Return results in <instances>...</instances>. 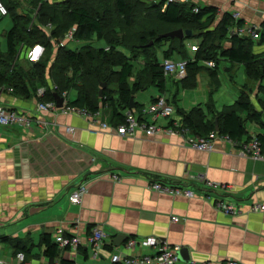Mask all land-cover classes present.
<instances>
[{
  "label": "crops",
  "instance_id": "crops-1",
  "mask_svg": "<svg viewBox=\"0 0 264 264\" xmlns=\"http://www.w3.org/2000/svg\"><path fill=\"white\" fill-rule=\"evenodd\" d=\"M13 1L18 2L17 13L28 15L31 22L34 19L35 23L38 22L39 3L34 7L32 0ZM141 1L157 4L162 0ZM174 1L217 7V20L223 13L229 12L237 14L244 25L260 26L264 22V0ZM6 16L10 17L9 13ZM94 40L101 41L103 44L100 46H105L104 40L95 38L71 41H85L83 45L100 47L92 44ZM67 42L70 41H64L63 46L67 47ZM183 42L187 45V55L193 57L191 45H197V39L187 37ZM170 45L171 42L166 41L161 44L160 50L157 49L159 63L162 64L163 53L170 49ZM221 45L228 47L229 42L224 41ZM31 48L24 47L18 55L27 60L26 63L32 61L29 57ZM254 51L260 53L264 51V46L255 45ZM171 57L174 60L182 59L176 53ZM221 62L229 63L224 65L225 71L231 72L240 66L244 71L242 64L231 63L222 57L214 68H206L209 66L207 61H202L200 65L203 68L192 85L184 86L174 74L164 73L163 92L146 72L141 77L147 83L143 89L133 93L134 106L129 105L123 111L124 115L128 110L141 115L143 107L163 95L174 106L173 114L155 119L147 114L144 116L147 120L162 126L170 125L173 121L184 125L183 113L195 108L199 109L198 116L203 121L212 119L224 107L235 103L247 79L245 74L234 102L224 104L219 109L213 95L220 86ZM133 65L130 85L139 69L144 68V64L141 67L134 61ZM212 69H216L215 77L210 75ZM205 70H208V74H204ZM171 76L172 80L169 79ZM200 76L207 80L208 85L204 101L196 100L193 95L184 97L186 91L196 88ZM109 88L114 91L117 85L110 84ZM73 92L75 95L69 97ZM67 93L70 101L77 98L75 88ZM250 99L252 101L253 95H250ZM37 100L35 95L22 98L17 97L11 88H0L2 104L45 121L43 127L31 131L18 125H0L1 264H53L56 258L74 264H124L121 261L112 262V255L155 254L157 248L153 245L138 243L133 249L125 247V242L130 238L141 242L148 236L178 247V250L185 248L189 261L179 258L178 264H216L226 259L239 260L244 264H264V211L249 210L253 202L264 203L263 160L239 155L235 147L221 138L213 140L211 151H201L185 144L176 133H162L153 137H146L142 133L132 137L121 136L113 129L117 124L112 122V111L107 105H100L99 115L95 117L97 121L92 122L76 113L58 110L38 112ZM258 105L256 101L255 107ZM261 113L264 120V111ZM245 115L241 114L246 129L242 141L263 133L262 127L245 119ZM101 123H106L108 128H102ZM197 176L227 185L222 197L227 202H238L242 211L235 215L225 214L211 200L201 196L188 198L171 195L149 186L152 181L172 182L188 185L200 193L203 191L202 185L192 186ZM80 183L86 185V192L79 203H71L68 195ZM173 216L178 220H172ZM58 228L77 235L80 244L74 254L57 245L56 257L48 258L44 254L45 246L41 238L43 234H49L54 241L53 234ZM94 228L104 233L99 246L92 245L88 240ZM118 234L126 235V239L120 245H115L113 239ZM19 252L23 253L22 259L16 256Z\"/></svg>",
  "mask_w": 264,
  "mask_h": 264
},
{
  "label": "trees",
  "instance_id": "trees-1",
  "mask_svg": "<svg viewBox=\"0 0 264 264\" xmlns=\"http://www.w3.org/2000/svg\"><path fill=\"white\" fill-rule=\"evenodd\" d=\"M90 1L92 0L65 1L63 16L57 12L58 4L53 6L48 0H32L34 7L40 4L36 19L38 22L35 23V19L31 22L28 15L17 13V1L3 0L12 19V26L5 32L6 50L0 51V88H11L13 93L19 92L25 98H29L36 96V90L43 87L44 92L38 97V100L43 102L54 100V92L61 96L63 92L75 88L77 98L69 100V105L87 108L90 112L99 111L100 105H107L112 111V122L118 124L124 119L123 111L129 107L133 93L143 89L147 83L142 78L146 72L160 91H164V71L156 52L162 43L170 41V49L163 53L164 59L172 58L171 56L176 53L187 60L186 79L190 83L185 79L182 81L184 86L194 82L197 73L203 68L200 62H213V66L206 68H214L222 57L231 63L242 64L248 81H259L256 99L258 106L263 104L264 51L255 53L254 48L255 45L264 46V34L259 39H253L247 34H238L235 30L242 27L244 22L235 19L233 14L225 12L217 20V7H200L190 2L162 0L160 3L151 4L141 0H100V5L93 7ZM136 6H142L144 11L148 7L151 8L154 26L148 21L135 20ZM195 7L197 11H194ZM108 14H115L121 20H113L111 27L105 29L103 21ZM120 23L123 27L121 35L117 31ZM48 24L51 25L49 32L45 29ZM73 26L76 27V40L87 41L95 38L104 40L105 46L93 47L86 44L78 49H69L64 45L52 52L54 45L61 42L65 32ZM261 26L264 27V22ZM176 28L189 29L192 34L182 39L158 38L160 34ZM187 37L197 39V48L192 51L193 57L187 55V45L183 42ZM150 41L153 43L149 44ZM224 41L229 42V46L220 48ZM21 45L25 48L41 45L44 51L36 62L25 61L24 65L19 64L16 67V62L13 64V61L17 60V52ZM121 48L130 50L133 55H127ZM136 56L145 58V71L142 77L141 75L135 77L133 84L130 85L129 77L133 75V61ZM210 75L215 77L216 69H212ZM101 82H105L106 85L99 96ZM28 84L34 86L35 92L31 91ZM110 84H116L117 89L112 91L109 88ZM261 110L254 107L249 93L243 86L235 103L224 107L212 119L203 121L198 116L199 109L195 108L183 113V124L191 133L204 136L215 131L217 123L220 134L240 141L246 133L245 120L241 116L245 113V119L262 127L263 133L255 136L264 146V120L261 113L264 111V104ZM41 242L45 246V256L56 257L57 243L52 241L50 235L43 234Z\"/></svg>",
  "mask_w": 264,
  "mask_h": 264
},
{
  "label": "built area",
  "instance_id": "built-area-1",
  "mask_svg": "<svg viewBox=\"0 0 264 264\" xmlns=\"http://www.w3.org/2000/svg\"><path fill=\"white\" fill-rule=\"evenodd\" d=\"M174 0H168L171 2ZM198 9L195 7L194 11ZM8 14V9L6 5L0 0V17L6 16ZM235 19H238L237 14H233ZM48 32L51 25L48 24ZM76 28H70L64 35L61 42L56 43V46H63L64 41H71L75 39ZM240 35H250L253 39H259L262 34H264L263 26H246L243 25L235 30ZM196 45H191V49L195 50ZM24 47L21 45L18 50L17 55H19ZM108 49V47H106ZM44 48L41 45L33 46L29 51V57L33 62H36ZM187 60L180 59L174 60L172 58H165L162 61V67L165 74H174L176 77L182 78L187 74L186 69ZM209 66H213V62L207 61ZM44 92V88L40 87L37 91V96L40 97ZM68 93H62V106L57 107L56 101H40L37 100L36 111L38 112H48V111H60L63 113H76L84 116L90 121H97L96 116L99 115V111L90 112L87 108H78L68 104L69 98ZM174 112V106L163 96H157L153 101H151L147 106L141 109V115L135 114L133 111L128 110L125 113L124 119L121 123L117 124L113 129L115 132L121 136H135L137 133H142L146 137H153L162 133L167 134H179L183 138V142L201 151H211L213 147V140L215 138H221L228 141L233 147L236 148V152L241 156H249L254 159L264 161V146L261 141L254 135L248 140H235L231 139L226 134H220L218 131H211L207 135H198L190 132L188 127L181 125L179 122L173 121L170 125L162 126L154 121L147 120L144 116L150 115L153 119L157 117H170ZM45 121L33 116L29 113L16 110L14 108H9L8 106L0 102V125L11 126L18 125L24 129L31 131L34 128H41L44 126ZM102 128H108L106 123H101ZM69 129V127H67ZM200 183V184H199ZM198 185L203 186V191L196 193L193 188L185 184H175L172 182L164 183L161 181L149 182V186L156 190L171 195H182L185 197L201 196L205 199L211 200L214 206L225 214L235 215L242 211V206L238 202H227L222 197L227 190V185L219 182H215L200 176L195 178L193 182L194 187ZM86 192V185L80 183L74 187V189L69 193L68 200L71 203H79L82 196ZM250 211H264V203L253 202L249 206ZM172 220L176 221L178 218L176 216L171 217ZM104 237L102 230L94 228L90 233L88 240L92 245L99 246ZM54 241L57 245L74 254L80 244V238L77 235L68 233L63 228H58L53 234ZM138 243L154 246L157 251L153 255H121L113 254L111 257L112 262H123L124 264H178L179 256L177 253L178 247L170 246L159 239L148 236L143 241H137L134 238H130L125 242V247L127 249H133ZM96 254V253H95ZM17 258L22 259L23 253H17ZM1 264V263H0ZM53 264H74L71 261L66 262L62 259L56 258ZM188 264H210L207 262H191ZM216 264H244L239 260L226 259L222 262Z\"/></svg>",
  "mask_w": 264,
  "mask_h": 264
},
{
  "label": "rangeland",
  "instance_id": "rangeland-1",
  "mask_svg": "<svg viewBox=\"0 0 264 264\" xmlns=\"http://www.w3.org/2000/svg\"><path fill=\"white\" fill-rule=\"evenodd\" d=\"M65 1H68V0H48V2L51 4V5H56L58 4L57 6L59 8H57V12L60 13V15H63L64 16V12H65V6H64V2ZM101 1L100 0H92L90 1V5H93V7H95V5H100ZM147 3V2H146ZM21 7L23 5H20ZM18 7V5H17ZM150 7L147 8L146 11H144L143 7L142 6H136V8L134 9L135 11H137L135 13L136 15V18L135 20L138 21L139 20H143V21H148L149 23H151V26H154L153 21V13H151V8L149 9ZM32 13V10L30 11ZM145 18V19H143ZM118 19V16H115V14H108L107 17L105 16V20L103 21V27L105 29H109L111 27V25L113 24V20H116ZM121 19H118V21H120ZM11 26V19L9 16H6L2 19H0V49L2 52H4L6 50V37L4 35V32L6 30L9 29V27ZM248 26V25H246ZM253 26V25H252ZM261 26V25H260ZM71 28H76L75 26L71 27ZM122 23L119 24V29L117 28V31H118V34H122ZM121 29V31H120ZM46 30L48 31V27L46 26ZM68 31V30H67ZM66 31V32H67ZM65 32V33H66ZM64 38V36H63ZM63 40V39H62ZM105 43V42H104ZM83 44H85V41H70V42H67V47L70 48V49H76V48H79L81 47ZM92 44L94 46H100L102 45L103 43L101 41H97V40H94L92 41ZM193 44V43H192ZM195 44V43H194ZM224 46H220V48H223ZM55 45H54V48L52 50L55 51ZM106 49V48H105ZM123 52H125L127 55L131 56L133 55V53L130 51V50H127V49H124V48H121ZM159 49V48H158ZM160 50V49H159ZM18 53V52H17ZM137 54H139V52H136ZM151 53V52H150ZM139 59H142V60H139ZM27 61L23 58H17L16 61H13V64L14 62H16V67L21 64V65H24V62ZM134 63L139 65V66H145V58L143 57H138L136 56L135 57V60H134ZM228 62H226L227 64ZM225 62H221L219 64V78H220V86L218 88V90L214 93L213 95V98H214V101H215V104L216 106L220 109L222 107V105L224 104H230V103H233L235 98L237 97L238 95V90H239V87L240 85L244 82L245 80V73L243 71V68L242 66H240L239 68H235V70L229 72V71H225L223 69L224 65H226ZM20 65V66H21ZM229 65V63H228ZM144 68H141L139 69V71L136 73V77L138 75H142L144 73ZM205 73L204 74H208V70H205L204 71ZM232 74L234 75L233 76V80H231V76ZM167 77V76H166ZM176 77V76H175ZM174 77V78H175ZM173 78L172 76L169 77V79ZM187 78V76L185 77H182V78H179V77H176V79L179 81H184L185 79ZM172 80V79H171ZM246 82H244V87H245V90L246 92L249 93V95H253V99H252V102L254 103V107H255V102L257 101V92H258V84H259V81L258 80H255L254 82L253 81H248V79L245 80ZM186 82L187 83H190V81L188 79H186ZM264 85V81L262 83ZM192 85V84H191ZM29 88L31 89L32 92H35L34 90V86L28 84ZM38 86V84L36 85V87ZM39 89V88H38ZM38 89L36 90V98H38L37 96V91ZM174 92V90H173ZM187 92V95L184 96V97H187V98H190L188 96H195L200 102L204 101V93H207L208 92V85H207V80L204 79L203 77L200 76L199 79H197V86L196 88L194 89H190V91H186ZM189 92H192L191 94H189ZM15 95L17 97H22V98H25L22 94H20L19 92L15 93ZM74 92L71 93V95L69 94V97L70 96H74ZM183 97V99H184ZM264 104V102H263ZM262 104V105H263ZM261 105V106H262ZM261 106H257L255 107L257 110H261ZM248 125V124H247Z\"/></svg>",
  "mask_w": 264,
  "mask_h": 264
},
{
  "label": "water",
  "instance_id": "water-1",
  "mask_svg": "<svg viewBox=\"0 0 264 264\" xmlns=\"http://www.w3.org/2000/svg\"><path fill=\"white\" fill-rule=\"evenodd\" d=\"M192 34L191 30L189 29H183V28H176L173 30H170L168 32H165L163 34H160L158 36V38H162V37H171V38H178V39H182L184 36H190ZM153 41H150L149 44H152ZM106 83L105 82H101L100 83V87H99V96L102 94V89L105 87ZM53 97L56 101V106L57 107H61L62 106V102H63V98L62 96H60L57 92L53 93ZM133 98L131 97L130 99V107H133ZM216 130H218V126H215ZM126 239V235L124 234H118L116 235V237L113 239V243L115 245H120L123 240ZM178 256L181 260H184L185 262H188L189 259L187 258V251L185 248H180L178 250Z\"/></svg>",
  "mask_w": 264,
  "mask_h": 264
}]
</instances>
